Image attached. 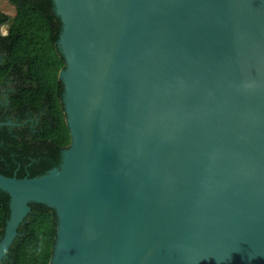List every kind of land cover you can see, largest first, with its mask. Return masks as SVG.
Wrapping results in <instances>:
<instances>
[{"label":"water","instance_id":"water-1","mask_svg":"<svg viewBox=\"0 0 264 264\" xmlns=\"http://www.w3.org/2000/svg\"><path fill=\"white\" fill-rule=\"evenodd\" d=\"M52 3L71 144L0 172V263L40 204L50 264H264V0Z\"/></svg>","mask_w":264,"mask_h":264},{"label":"trees","instance_id":"trees-1","mask_svg":"<svg viewBox=\"0 0 264 264\" xmlns=\"http://www.w3.org/2000/svg\"><path fill=\"white\" fill-rule=\"evenodd\" d=\"M16 14H0V87L12 92L0 103V172L35 178L61 164L71 144L59 79L65 61L57 48L62 24L52 0H6ZM6 26L8 34L1 28ZM10 198L0 190V241L10 215ZM8 257L0 264H50L57 239L56 212L31 204Z\"/></svg>","mask_w":264,"mask_h":264},{"label":"flooded vegetation","instance_id":"flooded-vegetation-1","mask_svg":"<svg viewBox=\"0 0 264 264\" xmlns=\"http://www.w3.org/2000/svg\"><path fill=\"white\" fill-rule=\"evenodd\" d=\"M8 4L11 5L9 2H8ZM11 6H13V5H11ZM0 14H4L3 11H1V9H0ZM6 34H8V31L7 30H6ZM2 60H3V55L0 53V63L2 62ZM12 87L13 86L11 85L10 82L8 83V85L6 86V88L0 87V103L2 105H5L6 104V103L2 102V99H7L9 97V95L12 92ZM8 123H11V122L1 123V124L5 125V124H8Z\"/></svg>","mask_w":264,"mask_h":264},{"label":"rangeland","instance_id":"rangeland-1","mask_svg":"<svg viewBox=\"0 0 264 264\" xmlns=\"http://www.w3.org/2000/svg\"><path fill=\"white\" fill-rule=\"evenodd\" d=\"M0 9L3 11L5 15H8L10 17H14L16 14L15 8L8 4L6 0H0ZM6 26L1 28V33L3 35H6Z\"/></svg>","mask_w":264,"mask_h":264}]
</instances>
